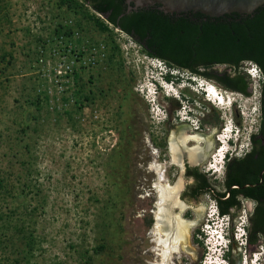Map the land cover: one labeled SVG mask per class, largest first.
<instances>
[{"label": "rangeland", "instance_id": "1", "mask_svg": "<svg viewBox=\"0 0 264 264\" xmlns=\"http://www.w3.org/2000/svg\"><path fill=\"white\" fill-rule=\"evenodd\" d=\"M165 75L157 90L152 79ZM192 78L147 56L81 0H0V264H145L146 184L157 180L150 163L164 164L173 203L184 182L171 132L197 124L213 136L206 170L223 145L228 157L247 152L259 126L261 75L250 78L249 95L206 79L227 98L218 106ZM177 133L190 157L204 144ZM225 136L232 140H217ZM181 199L173 213L197 222L188 230L195 264H216L215 246L223 253L230 242L229 218H218L223 238L211 246L203 230L216 218L213 197ZM240 225L236 243L244 244ZM258 257L244 264H264Z\"/></svg>", "mask_w": 264, "mask_h": 264}, {"label": "trees", "instance_id": "2", "mask_svg": "<svg viewBox=\"0 0 264 264\" xmlns=\"http://www.w3.org/2000/svg\"><path fill=\"white\" fill-rule=\"evenodd\" d=\"M81 1L129 35L147 56L161 60L169 68L212 80L227 90L249 95L251 79L244 64L252 62L258 67L261 79L257 132L250 134L247 152L225 161V189L213 199L221 214L228 213L238 196L255 199L248 244L264 241V171L259 177L264 169V3L249 14L233 12L212 18L142 7L127 10L125 0ZM218 66L223 68L219 70ZM227 190L228 196L220 198ZM198 191L193 195H202L205 190Z\"/></svg>", "mask_w": 264, "mask_h": 264}, {"label": "flooded vegetation", "instance_id": "3", "mask_svg": "<svg viewBox=\"0 0 264 264\" xmlns=\"http://www.w3.org/2000/svg\"><path fill=\"white\" fill-rule=\"evenodd\" d=\"M125 3L128 6L126 0ZM130 5H133V3L130 2ZM194 131L199 132L198 130H194ZM178 138L180 137L178 136ZM250 146H251V142H250ZM178 148L180 149V151H177L176 160L179 161L182 160L183 169L181 170V174L184 179V182L183 184H180L178 187L175 186L174 190H176L177 187L176 193H179L178 197L180 198L179 199L180 201L173 203L172 199L169 198V200H166L163 203L162 205L163 209L160 213V216H156V213L158 211L157 203L160 199L156 188L157 180L155 181V185L152 184L151 181H149L146 184V188H148V191L146 192V197L148 198V201L142 213V218L144 223V237H145L144 251H143L145 255L144 258L145 264H157L162 262V257L157 255L156 252L154 251V247L156 246V241H154L153 230L155 229L157 224H159L160 226V235L163 238L168 239V242L171 244L169 245V249H168L169 252H171V255L167 257V261H168L167 264H195L196 263L195 259L197 258L196 255L197 251L194 250L196 253L194 255L192 252L184 249L183 247L184 240L182 239L183 236L180 231L183 227V221H188V220H182L179 217H177L176 214L173 213V208L177 210H181V207H183L181 198H189L190 200H196L202 195H206V194L214 198V196L218 197L219 196L218 193L224 191L225 189L222 183L223 178L225 177V166H224V176L219 181L217 180L211 181L210 178L208 177L209 173L206 172V170L201 169V167L206 161L207 156L212 151L213 148L212 145L210 146L206 145L205 147L202 148V151L201 149H197L198 153L193 155L195 158L194 157L191 158L186 152L187 148L190 149L191 147L190 148L186 147V149H184L181 145ZM185 152L188 156L185 154ZM239 157L241 156H238L236 158ZM231 158L233 157H228L227 160ZM200 190H205L204 192H202V195H196V196L193 195L196 193V191L200 192ZM154 192L156 194L154 197H152L151 195H153ZM228 194H229V190H227L226 194L220 198L222 199L226 198ZM173 198H175L174 195ZM256 205L257 203L255 199L238 196L237 203L229 207L228 213L221 214L218 207L216 206L217 214H218V216H216V219L217 220L218 218L222 219L223 215L228 214V218L230 220V225L228 228L230 242L228 247L224 251L225 257L228 259V264H237L238 261L242 262L243 258L250 254L251 256H253V258L255 257L254 258L255 261L260 259L258 257V255L260 254H262V258L264 257V241H259L255 245L248 244L249 225L255 216ZM189 222H194V221H189ZM235 222L243 225V236L245 239L244 244H242V242L236 243L237 237L234 231ZM235 230H237V228ZM241 235L242 233H240V236ZM168 237L171 239H169ZM172 237L175 238L174 241ZM189 241H190V236H189ZM192 242L197 243L194 237L192 238ZM242 246L244 250H242ZM189 247L192 249L195 248L192 245Z\"/></svg>", "mask_w": 264, "mask_h": 264}, {"label": "bare ground", "instance_id": "4", "mask_svg": "<svg viewBox=\"0 0 264 264\" xmlns=\"http://www.w3.org/2000/svg\"><path fill=\"white\" fill-rule=\"evenodd\" d=\"M253 86H252V88H253ZM218 97L221 100V105H226L227 98L225 96H223V95L221 96L219 92H218ZM178 130L181 131V132H184L185 134H188V135H186V138L193 139L195 141H204V145L203 146L201 145V146L197 147V149H201V151H202L203 147H205L206 145L210 146L213 143V136L212 135H206V134H202V133H199V132H195L190 124H184L182 127L178 128L173 133V135L171 136L173 138V139H171V144H176L178 147H180L181 145L184 144L183 143V137L181 136L180 138H178V136H177V131ZM227 137H230V136H227ZM227 137L225 136V138H227ZM174 148H175V146L171 145L170 151L173 153L174 160L176 161V152L174 151ZM197 149H191L192 150L191 157H194L193 155L198 153ZM224 149L225 148L220 149V152H223ZM152 154L155 155V151H152ZM185 154H186V152H185ZM216 166H218V163H216ZM150 168L157 175L156 188H157V191H158L160 199H159V201L157 203L158 211L156 213V216H160V213H161V211L163 209V207H162L163 203L166 200H169V197H170L169 194H168V191L166 190V187H167V189L169 187L168 180H167L166 174H165V172H167V171H166V168H165L164 164L158 162L156 159L153 160L150 163ZM169 188L171 190V187H169ZM194 223H196V222L195 221L194 222L183 221V227H182V229L180 231H181L182 236H183L182 239L184 240V242H183L184 249L192 252L195 255L196 253H195L194 250H196V249L195 248L192 249V248L189 247L191 245H190L189 233H188V230H189L190 226H192V224H194ZM153 231H154V241H156V246L154 247V251L156 252L157 255L162 257V262L161 263H157V264H167V262H168L167 261V257H169L171 255V252H169V250H168L169 249V245H171V244L168 242V239H165V238H163L160 235V226H159V224L156 225V227H155V229ZM213 237H214V234H213ZM169 239H171V238H169ZM174 240H175V238H173V241ZM239 264H242V262H240Z\"/></svg>", "mask_w": 264, "mask_h": 264}, {"label": "water", "instance_id": "5", "mask_svg": "<svg viewBox=\"0 0 264 264\" xmlns=\"http://www.w3.org/2000/svg\"><path fill=\"white\" fill-rule=\"evenodd\" d=\"M126 2L128 3L127 10L142 7L159 12L216 18L233 12L237 14L252 13L264 3V0H126ZM130 2L133 5H130ZM252 86L253 84L250 83L248 87L249 92L252 90ZM172 135L171 132L169 144L171 139H173ZM182 147L186 149L184 144ZM263 171L264 169L259 173V177L262 176ZM239 263L240 261L237 262V264Z\"/></svg>", "mask_w": 264, "mask_h": 264}, {"label": "clouds", "instance_id": "6", "mask_svg": "<svg viewBox=\"0 0 264 264\" xmlns=\"http://www.w3.org/2000/svg\"><path fill=\"white\" fill-rule=\"evenodd\" d=\"M244 70L246 71V73L250 76V78L252 79V78H255L258 74L260 75V72H259V69H258V67L254 64V63H252V62H246L245 64H244ZM195 76V75H194ZM199 77V79H203L204 81H206L207 82V80L205 79V78H203V77H200V76H198ZM165 79H166V75L165 76H163V79L161 78V79H158V78H153L152 79V81L155 83V87L157 88V90L161 87L162 88V85H164V83H166V81H165ZM210 85H212L216 90H217V87L215 86V85H213V84H211V83H209ZM180 103H182V101H183V99L182 98H178L177 99ZM228 104L230 105L229 107H230V109H231V107H232V103L231 102H229L228 101ZM189 115V114H188ZM190 115H193V113L190 111ZM231 124V123H230ZM217 140L219 141V139L217 138ZM230 140H232L231 138H229V140H228V142L230 141ZM224 146V145H223ZM228 154H229V152H228V150L225 148L224 149V151H223V153H222V157H221V159L219 160L221 163H220V165H219V167H215V169H213V170H209V171H212V173H217L218 175H222V177H221V179L223 178V176H224V170H221V167L224 165V163H225V161L227 160V158H228ZM215 214V213H214ZM213 214V215H214ZM216 216H218V214H217V212H216ZM222 217H228V215H223ZM213 218V217H212ZM210 219V220H208V222L209 221H213L214 223V225H216V222H218V220L215 218H213V219ZM222 220V219H221ZM218 227V229H220V234H221V236L223 237V234H222V232H223V229H224V227H223V225L222 224H220V226H217L216 225V228ZM204 232V231H203ZM206 247H208L207 245H206ZM223 249V248H222ZM221 252V249H219V251H218V253H219V255H220V257L223 259V257H225V253L223 252V253H220ZM260 257H262V254H260L259 255ZM223 264H224V261H223Z\"/></svg>", "mask_w": 264, "mask_h": 264}, {"label": "built area", "instance_id": "7", "mask_svg": "<svg viewBox=\"0 0 264 264\" xmlns=\"http://www.w3.org/2000/svg\"><path fill=\"white\" fill-rule=\"evenodd\" d=\"M192 128H193V130H198L199 129V126L197 125V124H192ZM218 152H220V149H218L217 150ZM215 152V153H213V155H212V157L210 158V161L208 162V165H207V168H206V170L207 171H209L210 169L211 170H213V169H215V167H216V160L217 159H221V157H222V153L223 152H220V154L218 155V152ZM217 155V156H216ZM216 157V158H215ZM207 223H208V221H207ZM206 223V226H205V228H204V230L203 231H205V230H209V228H208V224ZM238 231H240L241 233H242V235L240 236V237H242L243 236V225L241 224L240 225V227L237 229ZM239 233V232H238ZM203 237H204V239L206 240V239H209V238H206L205 236H204V233H203ZM207 241V240H206ZM207 244H208V242H207ZM245 258H244V261H243V263H245ZM224 264H225V262H224Z\"/></svg>", "mask_w": 264, "mask_h": 264}, {"label": "crops", "instance_id": "8", "mask_svg": "<svg viewBox=\"0 0 264 264\" xmlns=\"http://www.w3.org/2000/svg\"><path fill=\"white\" fill-rule=\"evenodd\" d=\"M197 149V148H196Z\"/></svg>", "mask_w": 264, "mask_h": 264}]
</instances>
